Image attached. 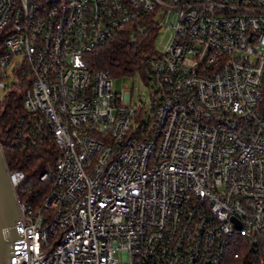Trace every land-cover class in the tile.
<instances>
[{
	"label": "built area",
	"instance_id": "1",
	"mask_svg": "<svg viewBox=\"0 0 264 264\" xmlns=\"http://www.w3.org/2000/svg\"><path fill=\"white\" fill-rule=\"evenodd\" d=\"M150 28L116 92L86 55ZM26 74L17 131L60 154L35 206L8 170L4 264H264V0H0V99Z\"/></svg>",
	"mask_w": 264,
	"mask_h": 264
},
{
	"label": "trees",
	"instance_id": "2",
	"mask_svg": "<svg viewBox=\"0 0 264 264\" xmlns=\"http://www.w3.org/2000/svg\"><path fill=\"white\" fill-rule=\"evenodd\" d=\"M153 31L136 38L134 42L124 35L112 37L86 55L94 69L107 70L112 77L129 75L136 71L145 74L150 70L153 55ZM29 75L21 83L6 90L0 99V144L8 170H21L25 179L16 188L19 201L35 206L50 188L48 181H41V174L53 167L60 150L51 138L26 140L16 128V116L24 111L22 96L29 86ZM225 264H233L227 261Z\"/></svg>",
	"mask_w": 264,
	"mask_h": 264
},
{
	"label": "water",
	"instance_id": "3",
	"mask_svg": "<svg viewBox=\"0 0 264 264\" xmlns=\"http://www.w3.org/2000/svg\"><path fill=\"white\" fill-rule=\"evenodd\" d=\"M18 218V205L8 177V167L0 144V264H4L13 237L10 227Z\"/></svg>",
	"mask_w": 264,
	"mask_h": 264
},
{
	"label": "rangeland",
	"instance_id": "4",
	"mask_svg": "<svg viewBox=\"0 0 264 264\" xmlns=\"http://www.w3.org/2000/svg\"><path fill=\"white\" fill-rule=\"evenodd\" d=\"M167 35V32L163 34V32L160 31V33L156 36L154 40V46L156 47V49L159 50L161 48V45L165 43ZM112 81L114 90L120 93L128 92L133 89L134 94L140 91L143 93V95H147L149 90L135 74L113 77ZM116 256H118V254H116Z\"/></svg>",
	"mask_w": 264,
	"mask_h": 264
}]
</instances>
